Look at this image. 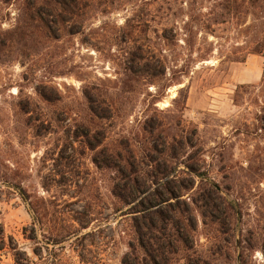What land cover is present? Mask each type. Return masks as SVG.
Returning a JSON list of instances; mask_svg holds the SVG:
<instances>
[{
	"label": "rangeland",
	"instance_id": "374dc122",
	"mask_svg": "<svg viewBox=\"0 0 264 264\" xmlns=\"http://www.w3.org/2000/svg\"><path fill=\"white\" fill-rule=\"evenodd\" d=\"M180 1L117 0L113 8L102 5L107 8L102 13L98 7L105 2L97 0L84 35L61 33L58 41H44L31 51L16 44L0 48V264H13L9 247L35 260V245L24 236L32 215L13 186H20L31 202H51L46 212L57 219L51 228L69 224L74 212L85 215L87 223L95 219L77 239L48 247L44 259L121 264L130 220L112 212L117 204L108 178L92 165L90 153L82 155V144L71 140V148L67 141L88 119L82 91L94 88L117 102L115 119L96 123L109 142L137 133L152 117L164 122L180 117L187 131L197 130L201 171L240 211V218L230 213L225 221L228 231L214 225L204 229L196 215L198 250L218 251L216 264H264V14L213 25V3L197 0L189 8ZM22 9L20 0L0 2V40L8 39L23 19ZM126 20H132L134 44L116 39L115 30ZM163 29L172 30L176 43L165 45ZM140 44L155 60H166L169 70L165 78L134 76L136 83L129 85L135 93H121L126 91L125 53ZM182 67V75L172 74ZM41 86L52 89L54 103L38 96ZM180 89L186 100L173 104ZM25 102L30 120L17 108ZM133 148L138 152L137 145ZM195 181L197 187L200 180Z\"/></svg>",
	"mask_w": 264,
	"mask_h": 264
},
{
	"label": "trees",
	"instance_id": "16d2710c",
	"mask_svg": "<svg viewBox=\"0 0 264 264\" xmlns=\"http://www.w3.org/2000/svg\"><path fill=\"white\" fill-rule=\"evenodd\" d=\"M20 1L23 3L24 17L14 31L8 33V39L0 40V48H10V44H16L23 51H31L44 41H58L61 33L68 37L84 35L86 17L93 11L97 0ZM115 1L117 0H104L105 3L99 4L98 8H101L102 13L107 12V8L101 6L108 3L109 8H113ZM208 1L213 3V11H217L212 19L213 25L249 15L256 16L257 19L258 15L264 14V0ZM0 2L7 4L10 0ZM180 2L189 8L198 4L197 0ZM188 18L191 23L193 16L188 15ZM131 22L132 20H126L123 27L115 30L116 39L120 43H133L131 39L135 29L130 25ZM188 23H185V31ZM137 26L140 27V24ZM99 29L101 31L103 28ZM171 33L170 29L162 30L161 38L166 46L176 43L175 36ZM252 54L259 52L254 50ZM125 55L124 60L128 65L123 85L126 91L121 89V93H135V89H131L129 85L136 83L134 76L166 77L169 70L166 60H155L146 45H136L128 49ZM182 69L183 67L172 74L182 75ZM49 93H52V89L47 86L37 89L42 101L52 104L54 100ZM183 93V89H180L173 104L178 99L186 100ZM82 95L87 104L88 119L81 125V131L68 137L67 141L71 148L73 142L82 144V155L90 153L92 165L102 176L106 175L108 178V190L117 204L112 212L121 213L119 217L130 220L131 235L121 264H216L215 256L219 255L218 251L198 250L194 240L198 225L196 215L200 217L204 229L214 225L218 231L228 227L225 221L230 219V213L238 219L240 211L238 205L226 201L220 187L207 180L206 173L201 171L196 159L199 150L194 143L197 130L187 131L180 117L170 119L169 122L152 117L142 122L137 133L109 142L105 129L98 127L96 123L115 119L114 105L117 102L97 88L91 91L84 89ZM24 104H17V108L21 115L30 120L29 105L27 102ZM134 145L138 146V152H135ZM196 179L200 180L197 187ZM12 188L32 215L29 235H25L27 231L24 229V236L35 245L32 249L35 260H31L17 247H9L13 264H59L56 259H44L43 251L49 253L48 247L54 248L77 239L81 230L95 222V219H91L87 223L85 215L74 212L68 218L69 224L63 221L64 224L61 223L59 229L51 228L50 225L57 222L56 217L46 212L51 202H31L20 186ZM44 230L45 233H37ZM39 237L43 238L40 240L42 245Z\"/></svg>",
	"mask_w": 264,
	"mask_h": 264
}]
</instances>
